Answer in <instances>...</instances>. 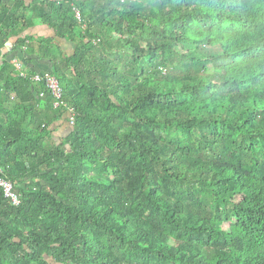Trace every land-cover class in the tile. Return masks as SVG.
<instances>
[{
    "label": "trees",
    "instance_id": "16d2710c",
    "mask_svg": "<svg viewBox=\"0 0 264 264\" xmlns=\"http://www.w3.org/2000/svg\"><path fill=\"white\" fill-rule=\"evenodd\" d=\"M0 168V264H264V0H0Z\"/></svg>",
    "mask_w": 264,
    "mask_h": 264
},
{
    "label": "built area",
    "instance_id": "2783aa9c",
    "mask_svg": "<svg viewBox=\"0 0 264 264\" xmlns=\"http://www.w3.org/2000/svg\"><path fill=\"white\" fill-rule=\"evenodd\" d=\"M78 19H81L80 15H78ZM13 65L15 69L17 70V72L20 74V76L26 79L29 78L30 80L36 83L43 82L46 85V87L50 90L51 94L53 95L55 99V102H54L55 108H61L62 106L65 105L64 89L60 81L55 76L51 75L50 73H44V74L38 73L35 75H29L26 72V68L24 67L20 59H14ZM70 121H71L70 123L73 125L75 121L73 110L70 111ZM0 172L4 173L5 171L0 168ZM0 186L3 188L6 198L11 200L13 204L19 205L21 203L20 195L18 191L16 190L13 182L5 178H1Z\"/></svg>",
    "mask_w": 264,
    "mask_h": 264
},
{
    "label": "crops",
    "instance_id": "0c3cea01",
    "mask_svg": "<svg viewBox=\"0 0 264 264\" xmlns=\"http://www.w3.org/2000/svg\"><path fill=\"white\" fill-rule=\"evenodd\" d=\"M28 34L35 36L37 38H52L55 36V33L52 29H50L48 26L44 25L41 20L35 21V26L33 29L28 31ZM59 47H54L56 55L68 54L70 55L73 48V46L65 41L58 40ZM12 45V47H10ZM13 48V44H8V50H11ZM34 64L32 65L33 68L39 70L40 72L47 73L53 70V66L50 61L40 58H33ZM61 124V125H60ZM60 125V126H59ZM57 126V136L62 137L67 136L70 133L71 125L62 122L59 123Z\"/></svg>",
    "mask_w": 264,
    "mask_h": 264
},
{
    "label": "rangeland",
    "instance_id": "374dc122",
    "mask_svg": "<svg viewBox=\"0 0 264 264\" xmlns=\"http://www.w3.org/2000/svg\"><path fill=\"white\" fill-rule=\"evenodd\" d=\"M71 50H72V52H71V53H73V52L75 51V48L73 47V48H71Z\"/></svg>",
    "mask_w": 264,
    "mask_h": 264
},
{
    "label": "water",
    "instance_id": "95a60500",
    "mask_svg": "<svg viewBox=\"0 0 264 264\" xmlns=\"http://www.w3.org/2000/svg\"><path fill=\"white\" fill-rule=\"evenodd\" d=\"M10 47H12V45Z\"/></svg>",
    "mask_w": 264,
    "mask_h": 264
}]
</instances>
